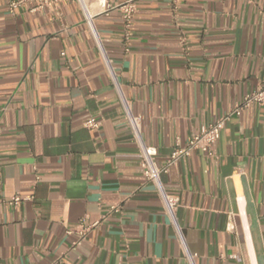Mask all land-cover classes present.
<instances>
[{
	"label": "crops",
	"instance_id": "obj_1",
	"mask_svg": "<svg viewBox=\"0 0 264 264\" xmlns=\"http://www.w3.org/2000/svg\"><path fill=\"white\" fill-rule=\"evenodd\" d=\"M9 1L0 0V264H264V106L227 119L213 156L195 151L163 176L180 197L181 238L145 179L82 3L12 11ZM134 1L126 40L121 9L84 0L162 165L264 84V0ZM91 117L101 125L87 127ZM83 219L96 224L73 244L67 231Z\"/></svg>",
	"mask_w": 264,
	"mask_h": 264
},
{
	"label": "built area",
	"instance_id": "obj_2",
	"mask_svg": "<svg viewBox=\"0 0 264 264\" xmlns=\"http://www.w3.org/2000/svg\"><path fill=\"white\" fill-rule=\"evenodd\" d=\"M68 0H10L8 3L9 9L12 11L17 8L30 3L32 5L31 10L43 9L49 4H57L65 2ZM85 11L86 21L95 36L98 46L103 54L104 60L108 66L110 74L112 76L115 87L118 91L120 100L124 107L125 117L128 123V127L131 131L132 136L138 144L140 152V165L143 169V174L148 183H152L162 200L165 212L169 215L173 225L177 229V232L181 238H184L183 230L180 227L178 218L176 216L177 208L180 204V197L176 194L170 193L167 190L163 176L167 174L170 169L177 165L179 161L186 156L191 155L195 151H200L208 156H213L215 154V145L220 139L222 128L227 119L232 115L239 116L242 114L243 110L252 104H258L264 106V84L260 85L254 91L244 95V97L238 101L232 111L222 119L214 122H210L201 126L200 130L195 133L187 143L181 144L177 142L173 150L171 151L166 162L162 165L157 163L158 147L153 144L146 142L143 131H142V117L136 114L131 106L130 101L125 96L120 83L118 82L116 73L111 65L110 59L106 56L103 44L99 37L98 31L94 23V15L87 8L84 0H79ZM101 6L106 8H119L122 11V16L125 22V38L129 40L131 37V29L133 26V17L136 10V4L134 0H126L118 5L108 4V0H99ZM129 46L126 50L129 51ZM85 125L91 128H97L101 125L100 121L95 118H89L85 121ZM23 200L21 195H16L9 204H18ZM113 210H118V207H113ZM96 223H86L83 219L79 222L76 229H68V233H76L78 235V240H75L73 244H77L80 240L86 238L90 229Z\"/></svg>",
	"mask_w": 264,
	"mask_h": 264
}]
</instances>
